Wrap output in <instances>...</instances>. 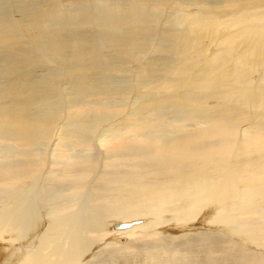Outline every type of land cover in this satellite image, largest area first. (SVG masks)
<instances>
[{"label":"bare ground","instance_id":"bare-ground-1","mask_svg":"<svg viewBox=\"0 0 264 264\" xmlns=\"http://www.w3.org/2000/svg\"><path fill=\"white\" fill-rule=\"evenodd\" d=\"M12 1L0 0V8L13 13ZM117 2L102 12L112 32L91 35L93 46L84 44L82 32L38 46L52 60L70 51L82 75L77 103L66 106L56 138L47 130L61 110L44 115L41 104L56 97L57 84L42 76L38 49L0 51V264H136L135 255L154 264L171 261L189 242L209 260L179 264H222L211 258L224 249L219 239L260 251L242 244L232 251L243 254H227L228 264H264V0H221L222 12L214 0L194 1L211 10L161 29L164 57L156 68L121 61L109 50L128 42L147 52L155 38L135 26L145 10L166 0H124L125 10ZM31 3L38 5L25 18L51 13L48 3ZM94 72L98 77L91 78ZM119 75L130 77V93L111 86ZM115 96L142 100L111 126L121 116L110 113ZM214 99L225 100L210 105ZM199 229L211 232L165 234Z\"/></svg>","mask_w":264,"mask_h":264},{"label":"rangeland","instance_id":"rangeland-1","mask_svg":"<svg viewBox=\"0 0 264 264\" xmlns=\"http://www.w3.org/2000/svg\"><path fill=\"white\" fill-rule=\"evenodd\" d=\"M16 1H17V3H16ZM28 1H30L29 2L30 4H25V0H19V1L13 0L11 2L12 3L11 9H12V11H14L13 13L6 12V8L5 9L0 8V13L2 12L1 17H0V21L2 22V23H0L1 24L0 25V35L2 36V38H0V41L3 38L7 39L4 42L5 44H3V41L0 42V51L1 52H3L4 50H9V48H10V51H11V48H12V51H15V49L18 50L17 49L18 46L23 47V45L25 47L31 46V48H34V49L37 48L38 49V46L40 48L41 43L48 42V40L51 39L52 37H54V38L56 37L55 40H57V41L61 40V42H62V41H64V38H66L68 35L73 34V33L76 35V34H79V32H82V33H85L88 35V39L84 40L83 42L86 46L91 47L94 45L93 43H95V41H93L94 37H92V36L98 34L99 32H105L106 30L111 31L113 29V28L111 29L112 25L108 23V21H109V19H107L108 17L102 16V14H103L102 12H105V11L109 12L108 8H111V5H114V4H112V2H115V1H118L116 5H121V7L124 10H125V8L127 9V6L123 5L124 0H114V1L113 0H79V1L78 0H65L63 5L61 4V6H60V2L58 3V1H57V5H56L55 1H53V0H36L37 2L43 1V2H45V4L48 3L49 5L48 6L45 5L44 8L46 9V7H48V9L50 10L51 13H49L50 15L49 14L46 15V18H44V16H42V19H31V20H29L27 17L25 18V16H24L25 12H27L29 7H31V8H29L30 11L28 10V12H31L32 6L35 7V5L37 6L38 4H32L31 3V2H34L35 0H28ZM28 1H26V3H28ZM194 1L198 2L199 0H166V2L164 4H162L161 6H159V3L156 2L155 6H152L150 9H147L144 11V13H143L144 18L140 17L143 20H141L139 18V21H138L139 23H137V25L135 26L136 28H140V29L145 30V34L146 33L148 34L146 37H148V38L150 37L149 40H151L152 38L156 39V40L154 39V41H153L154 43L150 44V47L148 48L149 50L147 49L148 50L147 52L142 53V51L139 50L140 44L138 45V43H137V45L136 44L135 45H132V44L126 45L128 43V42H126L125 45L120 49V51L109 50L110 51L109 53L111 55L114 54L113 56L116 55L115 56L116 59L121 58V61L122 60L127 61V59L132 60V62H134L132 65L144 66L143 64L146 63V61H148L152 64V65H150L151 67L156 68V64L158 62H160L162 57H164V54H162V52L159 51L160 50L159 45H160V41H161V39H160L161 37H159V34H160L159 32L161 31V29H164V28L166 30L171 29L173 27L172 24H174L175 21H178L179 20L178 18H180V17H187V15H194V14L197 15L198 13H202L203 11H208V10L210 11L211 10V9H209L210 8L209 4H206V3H203V4L201 3V6H200V4L199 5H197V4L191 5V3H195ZM214 1L219 3V7H217L219 10L217 9V11L222 12L223 7L220 4L221 0H214ZM205 2H208V0H205ZM52 3H54V4H52ZM150 3H152V5H154V2H150ZM7 4L10 5L9 3H7ZM24 4L27 5L28 7L25 6ZM43 5L44 4H42V6ZM3 7H4V5H3ZM156 7H158V8H156ZM154 8H156V9H154ZM16 10H18V11H16ZM41 10H43V9H41ZM41 10H39L40 13H41ZM51 10H53V11H51ZM20 12H21V14H20ZM89 12L94 13L93 15L95 17L94 16L88 17L87 14H90ZM63 14H64V16H62ZM4 16H6V17L4 18ZM96 18H98V19H96ZM124 18L132 19L129 16H125ZM4 19H6V20H4ZM9 19L14 20V21H11L12 23H9L10 25L6 23V21ZM14 22H16V23H14ZM148 25H150V26L148 27ZM74 27H76V28H74ZM174 27H176V24L174 25ZM182 28L183 27H179V29H182ZM1 30H2V32H1ZM5 30H6V32H5ZM58 30H60V31H58ZM48 33L50 34V36ZM113 33L118 35V36L123 35L122 31L119 32V29L113 30ZM207 34L210 35L209 32H207ZM208 39L210 40V38L207 37V40ZM156 44H158V45H156ZM123 48H125V49H123ZM126 49H128V50H126ZM126 51L130 52V53H127ZM130 54H131V56H130ZM66 55H68V56L59 55L58 56L59 58L57 57L55 60H52V55L50 53L42 52L39 49H38V54L36 55V59H38L40 61V67L44 68V70L41 71L42 76L44 75V78L48 76L47 78L51 79L50 81H51L52 85L54 84V86H55L57 84L56 97L52 96L50 98L49 104L48 105L46 104L47 107H45L44 105L41 104V109H42L41 113L44 115L48 114V113H49V115L55 114V108L58 110L59 109L61 110V111L59 110L60 111V115H59L60 118L56 119V121L57 120L58 121L57 122L53 121V123L51 124V126L47 130L49 135H50V133H51V135H53V134L55 135L58 129L61 130L63 126L65 127V124L67 121L66 120L67 116L65 115L66 108H67L66 106L72 105V104L74 106L77 103V100L75 97L77 93H76L75 89H76V86L78 85V83L80 82L82 75H81L80 71L77 70L78 68L75 69V64H76L75 62H77L78 59L74 58L70 51H68ZM83 59L84 60L86 59V61H88V62L91 61V58L90 59L83 58ZM145 67L146 66H144V68ZM72 69H74V70H72ZM33 73L34 74L36 73V69L33 71ZM61 73H62V75H61ZM74 74H76V75H74ZM94 74H96V73L94 72L91 75H94ZM119 76L121 77L120 79L112 78L111 86L114 85V88L126 89L128 91V93H130L129 90L131 89L132 85L130 82H127L130 77L123 76V78H124L123 79L121 75H119ZM92 77H98V75L91 76V78ZM33 78L37 79V80H42V78H40L39 76H35V75H33ZM125 78H126V81H125ZM134 78H135V82H136L137 75ZM52 80L53 81L55 80V81L53 82ZM139 81H141V78ZM61 82L64 84L66 82L64 87H63V84ZM67 82L69 84H67ZM135 82H133L134 83L133 85H135ZM59 83H61L62 85L61 84H60L61 86L58 85ZM121 86H123V87H121ZM134 87H132V89L134 88L135 90H137V86H134ZM127 97H130V94H128ZM72 99H73V101H72ZM120 99H121V97L115 96L113 98V102H111V103H110V101L108 102V105L110 104V106L112 107L111 108L112 111L110 110V113H114L117 111L121 115L115 119V121H117V122H114V124H111V126L121 124L125 120V118H127V115L132 111V108H134L136 106H137V108H139V102L142 100V99H139L137 102L132 104L131 102H129V101H131L130 99L126 98V100L124 99L121 101H120ZM217 100L218 99H214L213 101H211L210 105L220 106L225 99H221L218 101ZM44 101L45 100H43V101L41 100L42 103H44ZM100 101L101 100H98V102H100ZM45 103H46V101H45ZM122 103H123V105H122ZM124 103H126V104H124ZM129 103H130V106H129ZM115 104H116V106H115ZM49 105H51V106L48 108ZM123 107L124 108L126 107V108L123 110L122 109ZM127 107H129V108H127ZM62 109H63V113H62ZM44 117H47V116H44ZM53 120H55V116H54ZM51 130H52V132H51ZM54 130H55V132H54ZM60 130L58 131V133L60 132ZM54 138H56V135L54 136ZM54 138H53V140H54ZM45 142H46V140H45ZM56 142H57V140L55 141V143ZM48 146L50 147L51 144L50 145L46 144L47 149L44 147L45 150H47V153L45 152L47 156L45 154L44 155L47 157V160L50 164V162H53L54 156L52 155V153L49 152L50 149L48 148ZM54 146L55 145H53L52 147H54ZM214 215H216V214H214ZM164 218H166V217H164ZM201 231L205 232L206 230L199 229V230H194V231L190 230L187 232H184V231L179 232L178 231V233L175 232V234H172L173 232H171V233L168 232L165 234H168V235L171 234V237L176 238V236H178L180 234L189 235L192 233H199ZM227 231L232 232L230 230H227ZM209 232H211V231H209ZM209 232H207V233H209ZM221 234L223 236L230 237V234L226 231L225 232L222 231ZM217 238L218 237H214L213 239H217ZM217 242L220 243V246L223 245L224 249L220 252L219 251L212 252L211 258H213L217 261L220 259L223 260L224 263L222 262V264H228L227 263L228 259L226 258V256H228L227 254H231L235 257L240 255V254H243V253H239L237 251H232V250H234V249L240 250L241 247L244 245H246V247L248 248L247 251L249 250L250 252L252 251V252L258 253V254L260 253V251H254L253 248H251V247L249 248L248 244L245 241H242L241 245L238 244L239 248L235 247L234 245L227 244L226 242L224 243L220 239L217 240ZM229 242L234 243L232 241H229ZM189 243L191 244V242H189ZM189 243L186 245L187 248L184 246L177 248L178 251L176 250V252H175L176 256L174 255V258L171 259V261L168 259L161 258V260L159 262L154 263V264H161V263L162 264H168V263L173 264L174 262L176 264H179L180 262H183V263L186 262L187 263L190 260H192V261L196 260L199 262L203 261V260H207V259L209 260V258L206 254H202L199 251V250H201L200 248H193V250H192V247L194 245L192 246ZM118 244L122 245L120 242H118ZM123 244H126V242L125 243L123 242ZM242 244H244V245H242ZM230 250H231V252H230ZM243 251L244 250H242V252ZM146 257H148V258H145V260L149 261V262H145V263H143L142 259L137 257V255H135V257H131V258H134L135 261H133V262H135L136 264H140V263L141 264H146V263L147 264H153L152 261L150 260V256L146 255ZM162 260L163 261L165 260L168 263L163 262ZM178 260H180V261H178ZM241 261L243 263V260H241ZM253 262L254 261H252V263ZM130 263H131V261H130ZM114 264H118V261L115 262Z\"/></svg>","mask_w":264,"mask_h":264},{"label":"water","instance_id":"water-1","mask_svg":"<svg viewBox=\"0 0 264 264\" xmlns=\"http://www.w3.org/2000/svg\"><path fill=\"white\" fill-rule=\"evenodd\" d=\"M121 226H125V227H128V226H129V224H123V225H121Z\"/></svg>","mask_w":264,"mask_h":264}]
</instances>
